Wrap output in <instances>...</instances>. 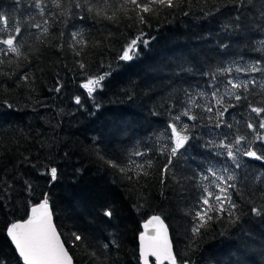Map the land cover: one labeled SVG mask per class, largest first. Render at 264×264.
I'll list each match as a JSON object with an SVG mask.
<instances>
[{"label": "trees", "instance_id": "obj_1", "mask_svg": "<svg viewBox=\"0 0 264 264\" xmlns=\"http://www.w3.org/2000/svg\"><path fill=\"white\" fill-rule=\"evenodd\" d=\"M45 2L46 13L41 17L30 7L33 0H0V16L7 17L10 26L21 27V52L28 57L25 60L10 55L3 59L11 63L0 65V72L11 75L0 77V204L5 205L0 207V256L7 264H22L5 234V225L25 220L30 202H38L42 193L49 192L55 204V223L76 264L93 262L85 246H73V230L83 232L97 250L117 237L119 248L110 249L108 264H141L138 237L142 224L153 215L164 219L175 253L190 264H264V216L251 212L252 202H264V163L243 157L247 167L235 169L226 155L218 154L223 149L204 146L209 139L219 142L225 135L229 140L241 134L252 137L247 123L258 125L264 118V114L257 117L250 110L251 106L264 107V71H235L237 67L264 69L260 0H250L239 10L232 0H192L183 10H166L172 15L153 17L150 27L125 19L116 24L80 20L75 14L78 10L68 0H62L63 9L55 8L51 0ZM69 7L72 15L65 11ZM61 11L65 15L61 16ZM209 11L212 14L206 15ZM237 15L240 21H236ZM45 19L49 21L47 36L32 27L43 25ZM237 23L239 29L225 30L226 25ZM138 28L155 39L148 47H140L137 58L121 61V49L137 35ZM72 32H82L88 42L81 56L67 47L62 51L58 48L70 40ZM60 33L64 34L62 39ZM0 35L5 33L0 31ZM77 61L87 65L88 75L111 72L103 89L94 93L95 99L80 87L86 76ZM181 66L190 71L181 70ZM229 67L230 74L219 71ZM24 72L30 75L31 85L20 81V86H15ZM229 79L254 83L240 91L246 97L240 101L224 97L233 105L223 117L232 128H216V107L212 113L202 107L215 105L213 91L223 96L226 89H231ZM58 81L63 85L59 93L53 90ZM185 91L201 105L192 109L196 121L187 117L181 121L190 126L193 139L186 146V155L175 158L172 172L162 177L168 155L161 152L165 145L171 146L168 124L187 107ZM201 92L206 94L203 98L198 95ZM78 95L82 107L75 103ZM258 130L264 133V129ZM97 149L121 164H143L149 175L141 176L139 184L135 177L129 181L100 161ZM253 149L264 150V144L256 142ZM135 152L145 154L135 156ZM149 161L151 168L147 167ZM51 166L61 174V179L52 184L48 176L41 175ZM210 168L220 175H227L224 168L236 173L237 188L229 189V193L243 214L236 225L226 220L213 224L214 230L197 239L193 250V218L189 213L200 206L204 187L216 191L218 182ZM25 181L32 184L33 194L26 191ZM104 205L115 209L111 222L99 216Z\"/></svg>", "mask_w": 264, "mask_h": 264}, {"label": "snow or ice", "instance_id": "obj_2", "mask_svg": "<svg viewBox=\"0 0 264 264\" xmlns=\"http://www.w3.org/2000/svg\"><path fill=\"white\" fill-rule=\"evenodd\" d=\"M19 3V0H17ZM197 3H207L208 0H196ZM235 7L239 10L246 4L250 3V0H232ZM52 5L57 9L65 8L62 0H51ZM68 3L77 11L80 20L92 19L94 21H108L110 23H119L121 19L132 21L136 25L151 26V20L153 17H159L162 13L167 15L174 14L173 12H166V10H183L185 4L191 6L192 0H68ZM30 7L37 10V13L44 17L46 13L47 4L45 0H33ZM260 16L264 17V0H260ZM219 11V9H216ZM69 15H72V8L69 7L65 10ZM65 11H61V16L65 15ZM79 12H86L87 15H80ZM184 15H189L188 11H183ZM211 11L206 15H211ZM236 21H240L241 16L235 17ZM49 21L45 19L43 25L32 24V27L42 30V35L47 36L49 34V28L47 27ZM0 31L5 35H0V65L5 63H11L6 61L3 57L15 56L20 58L23 56L25 60L28 59L27 55L21 52V48L24 46L21 42L22 29L19 25L10 26L7 17L0 16ZM230 27L239 29L241 25L239 23L233 25H226L227 31ZM63 33H60V38H63ZM109 35H111L109 33ZM39 39V38H38ZM154 36H149L143 28H138L137 35L133 36L127 41V43L121 49L119 59L124 62H130L137 58L140 47H148ZM44 43V41H41ZM88 42L84 39L82 32H72L71 38L66 44H59L58 48L62 51L65 47L72 50L75 56H81L82 50L87 47ZM222 47H227L221 42ZM79 68L84 72L86 81L81 83L80 87L86 90L88 97L95 99L94 93L97 90H102L104 87L103 82L111 76V72H105L100 75L92 76L87 73V65L82 61H77ZM111 67V66H109ZM181 70L190 71V68H184L181 66ZM222 73L230 74L232 69L224 68L219 70ZM237 73L240 72H256L264 71V69L257 68L255 66L251 68L235 69ZM7 76L11 78L9 73L0 72V77ZM216 76L213 75L212 79L216 80ZM20 81H23L25 85L30 86L32 81L28 72H24L17 77L16 85L20 86ZM248 82H234L233 80H227V85L231 86V89L237 91L233 92L231 89H226L223 96H218L216 91L212 92V99L215 101L214 106H203L202 110L206 113H212L213 107H216L215 113V127L220 128L222 125L231 129L232 125L224 121V113L228 111L233 105L225 102L224 97L227 96L230 100L235 99L240 101L243 98L240 91H246L249 84ZM58 86L53 90L57 93L61 91L63 87L60 82H57ZM264 87V85H262ZM185 95L188 96L187 107L172 117L171 123L168 124V128L171 130V135L168 139L171 141V146L165 145L161 154L167 153V164L161 170L162 177H167L172 172L173 160L178 156L184 157L187 152L186 146H190V141L193 139L191 135L190 126L187 123H182V117H187L188 120L196 121L197 115L192 114L194 107H201L197 103V99L193 98L192 94L185 91ZM200 98H203L206 94L201 92L198 94ZM75 103L82 105L81 97L78 95L75 97ZM12 107L11 104L8 105ZM252 113H255L257 117H262L264 114V107L251 106ZM211 118V117H209ZM195 125H193L194 127ZM247 129L252 130L254 136L249 137L246 135H235L231 140L225 135L223 139L217 142L215 139H209L204 145L205 147H211L216 149H223V153L220 155H226V157L235 166V169H241L247 167L244 164L243 157H247L251 160H255L264 163V150L257 151L253 149V144L260 142L264 144V133H261L258 129H264V118H261L258 125H254L252 122H248ZM227 141V142H225ZM184 150V151H181ZM145 153L135 152L133 155L142 156ZM67 156V153H65ZM97 158L106 164L109 168L115 169L121 176L129 181H132L135 177L136 183L139 184V178L141 176L147 177L148 171L144 169L143 164H137L132 161L131 164H121L117 159L110 158L107 154L101 152L99 149L96 151ZM135 165V168L132 165ZM35 167V165H33ZM148 168L152 167L151 161L147 164ZM212 176L215 177L216 191L209 190L208 187H204V195L200 199V206L192 214L193 223L191 226V240L190 247L195 250L197 239H202L212 229L213 224L227 221L232 225H236L240 219L242 210L238 208L237 202L232 199L229 189H236L238 176L236 173L230 172L228 168H224V173L227 175L217 174L211 168L208 169ZM131 173V175H130ZM41 175L49 177V183H56L61 179V174L56 166L48 167L46 172H41ZM204 180L208 179L207 175L202 177ZM161 182H164L162 179ZM26 191L29 195L33 194L35 189L32 184L25 181ZM9 187H11L9 185ZM215 201V203H213ZM251 207V212L259 217L264 216V202L259 205L255 204ZM5 205L0 204V207ZM142 207V205H138ZM55 204L52 200V195L49 192L41 194V198L36 203H31L27 210V218L23 221H10L5 225V234L14 245V249L18 254V257L22 261V264H73V257L69 254L66 248V241L62 239V233L58 231L57 225L54 223ZM99 216L104 222H111L115 217V209L111 205H104L100 208ZM155 234H150L149 230ZM144 231L139 235V259L142 264H150L149 257L155 258V264H190L188 260L179 259L178 253H174L173 244L168 237V229L164 225V221L159 215H153L143 225ZM72 244L74 247L81 245L85 246V253L93 264H108V253L110 249L119 248L118 238L113 236L101 246L100 250H97L88 243V237L79 230H73L71 232ZM0 264H7V260L0 256Z\"/></svg>", "mask_w": 264, "mask_h": 264}, {"label": "water", "instance_id": "obj_3", "mask_svg": "<svg viewBox=\"0 0 264 264\" xmlns=\"http://www.w3.org/2000/svg\"><path fill=\"white\" fill-rule=\"evenodd\" d=\"M151 218V217H150ZM149 218V219H150ZM161 219L164 221V219L161 217ZM147 221H145L144 223H146ZM54 223H55V219H54ZM144 223L142 224V232L144 231V229H143V225H144ZM56 224V223H55ZM164 225H165V227L168 229V237H169V240L172 242V244H173V241H172V237H171V233H170V230H169V227H168V225L166 224V222L164 221ZM59 231V230H58ZM149 232H150V234H155L154 232H152V230H151V227H150V230H149ZM63 239V238H62ZM138 243H139V237H138ZM13 247H14V245H13ZM66 248H67V246H66ZM68 249V248H67ZM173 250H174V245H173ZM69 251V250H68ZM174 253H175V250H174ZM69 254H70V252H69ZM18 255V254H17ZM71 255V254H70ZM72 256V255H71ZM149 261H150V264H155V258L154 257H149ZM141 262V261H140ZM73 264H76L75 263V261H74V259H73ZM141 264H142V262H141ZM165 264H167V262H165Z\"/></svg>", "mask_w": 264, "mask_h": 264}]
</instances>
